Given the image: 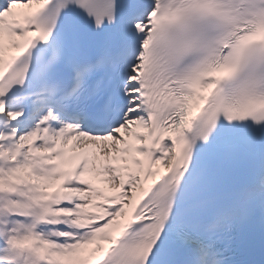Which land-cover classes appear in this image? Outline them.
Here are the masks:
<instances>
[{
	"label": "snow or ice",
	"instance_id": "6c2138e0",
	"mask_svg": "<svg viewBox=\"0 0 264 264\" xmlns=\"http://www.w3.org/2000/svg\"><path fill=\"white\" fill-rule=\"evenodd\" d=\"M0 264H264V0H0Z\"/></svg>",
	"mask_w": 264,
	"mask_h": 264
}]
</instances>
